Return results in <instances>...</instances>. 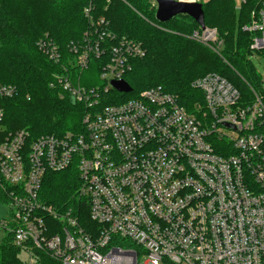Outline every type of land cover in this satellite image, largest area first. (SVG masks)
Returning a JSON list of instances; mask_svg holds the SVG:
<instances>
[{
	"label": "built area",
	"instance_id": "1",
	"mask_svg": "<svg viewBox=\"0 0 264 264\" xmlns=\"http://www.w3.org/2000/svg\"><path fill=\"white\" fill-rule=\"evenodd\" d=\"M237 2L239 12L245 0ZM90 10L67 57L47 34L36 42L61 66L50 86L83 107L82 131L41 135L28 146L25 130L0 140V206L8 210L0 228L29 264L33 249L60 264H264V81L247 85L243 97L216 73L194 80L204 99L200 115L160 87L124 98L133 91L117 92L112 83L126 82L145 50L111 34ZM242 31L254 34L250 55L264 59V2ZM189 38L216 54L222 49L216 30ZM86 71L97 72V84L79 83ZM16 93L0 85V123L1 101ZM72 165L88 225L72 209L58 212L39 199L45 174Z\"/></svg>",
	"mask_w": 264,
	"mask_h": 264
},
{
	"label": "trees",
	"instance_id": "2",
	"mask_svg": "<svg viewBox=\"0 0 264 264\" xmlns=\"http://www.w3.org/2000/svg\"><path fill=\"white\" fill-rule=\"evenodd\" d=\"M193 1L202 5L206 28L216 29L222 41L219 55L189 38L200 28L188 16L157 22L150 0H0V85H11L17 91L14 97L1 101L0 140L27 126L32 129L26 146L41 135L82 131L83 107L73 103L59 86H50L53 76L62 74L61 66L48 61L36 42L47 34L67 57V45L80 40L89 26L83 14L88 7L93 18L105 19L111 34L134 40L145 50L144 57L133 59L131 71L124 77L133 91L124 98L160 87L175 96L186 111L200 115L204 99L191 83L208 73L225 78L247 97L245 85L258 87L259 77L247 59L254 34L242 28L251 23L264 0H245L239 12L233 11L234 0ZM91 75L96 78L97 72H82L79 83L89 86ZM78 187L77 170L72 165L63 172L45 174L39 199L58 212L72 209L80 223L88 225V209L77 198ZM21 252L11 235L3 237L0 264H29L20 258ZM31 258V264H60L34 249Z\"/></svg>",
	"mask_w": 264,
	"mask_h": 264
},
{
	"label": "water",
	"instance_id": "3",
	"mask_svg": "<svg viewBox=\"0 0 264 264\" xmlns=\"http://www.w3.org/2000/svg\"><path fill=\"white\" fill-rule=\"evenodd\" d=\"M155 19L159 23H166L172 18L185 15L196 22L201 30H205L202 5L197 2H184L178 0H155ZM112 86L117 92L130 93L132 88L125 81L113 82Z\"/></svg>",
	"mask_w": 264,
	"mask_h": 264
},
{
	"label": "rangeland",
	"instance_id": "4",
	"mask_svg": "<svg viewBox=\"0 0 264 264\" xmlns=\"http://www.w3.org/2000/svg\"><path fill=\"white\" fill-rule=\"evenodd\" d=\"M184 1H189V0H184ZM234 1H235V6L233 7V11L238 12L237 11V7H238L239 2H237V0H234ZM208 30H216V29H208ZM247 59L252 64L256 76H258L261 80L264 81V59L261 56H259L256 52L252 53L251 55L249 54ZM88 83H90L89 86H93V85L97 84V77L95 78L94 75L89 76L88 77ZM254 87H255V85H254ZM245 91L249 92V87L247 85H245ZM29 129H32V126H27L25 128H20L18 131L25 130V131L29 132L30 131ZM0 218H3V219L4 218H8V210L4 206L3 207L0 206ZM5 235H7V232L0 228V243H1L2 238L5 237ZM20 258L23 261H27V259H28L26 253L23 252V251L20 254Z\"/></svg>",
	"mask_w": 264,
	"mask_h": 264
}]
</instances>
